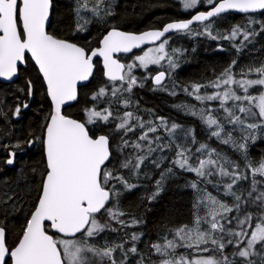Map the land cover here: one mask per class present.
<instances>
[{
	"label": "snow or ice",
	"instance_id": "obj_1",
	"mask_svg": "<svg viewBox=\"0 0 264 264\" xmlns=\"http://www.w3.org/2000/svg\"><path fill=\"white\" fill-rule=\"evenodd\" d=\"M202 2L208 6L207 10L196 11L189 19L169 22L159 29L132 33L112 25L93 47L90 43L80 44L73 38L49 32L53 0H0V78L13 80L20 67L31 60L44 82L51 107L40 136L11 144L0 143V151L5 154L0 163L4 166H15L18 152L25 145L31 148L37 142L45 164L37 198L14 241L7 223L0 221V264H126L128 253H137L135 241L140 237L136 233L129 236L133 243L127 250L124 248L126 241L99 243L105 232L118 230L112 227L113 223L127 228L135 227L140 221L121 219L125 216L117 206L121 190L130 191L136 185L111 167L115 157L110 135L90 134L88 125L118 120L114 127L125 135L135 132L137 127L141 130L131 144L122 139L123 145L135 149L136 154L126 158L120 168L130 170L133 175L139 173L154 152H163L169 147L155 134L163 128L171 137L178 125L169 126L164 117L146 122L132 111L117 116L110 103L107 107L97 104L87 108L86 119L81 120L65 114L64 106L78 100L80 87L86 86L84 82L93 76L95 58H102L104 75L111 87H99L91 97L94 102L108 96L116 98L142 86L134 75L137 68L143 69L154 85L163 87L170 73L157 71L153 75L148 69L167 64L169 69L175 70L178 66L176 55L180 50L168 48L170 37L166 34H191L194 23L208 22L203 32L196 34L217 39L210 31L212 18L233 10L246 14L264 12V0H183V7L197 9ZM113 14L110 0H78L73 35L88 32L92 19ZM255 23L257 21L249 20L247 29L237 25L223 39L239 40V50L257 34L251 28ZM261 31H264V22H261ZM145 45L153 46L144 49ZM134 49L143 50L133 63H122L118 54L131 53ZM235 66L234 60L212 81L194 83L190 91L187 87L182 89L203 106L200 109L182 107L187 108L190 115H199L210 130V137L231 144L246 161L244 169L206 143L199 144L196 148L199 155L194 159L191 148L177 145L172 161L201 180L221 177L219 183L234 203L229 205L204 191L198 204L205 208V215L195 216L191 227L176 228L172 239L164 236L162 243L151 245L161 257L159 264H234L235 260H242L244 264H264V158L253 161L248 157L249 142H255L258 130L264 133V64L234 71ZM18 91L30 98L33 81L26 80L25 87ZM121 102L125 109L131 106L127 98ZM212 102L219 105L222 117L216 114ZM29 107L25 99L8 111L19 118ZM0 117L6 118L7 112L0 110ZM234 133L239 140L234 139ZM192 142L195 143L194 135ZM150 162L160 167L157 161ZM241 180L249 181L248 189L234 191ZM191 187L197 189L198 185L193 183ZM8 199L14 200L13 197ZM228 246L236 249L233 259L225 254ZM177 248L185 249L187 254L177 255Z\"/></svg>",
	"mask_w": 264,
	"mask_h": 264
},
{
	"label": "trees",
	"instance_id": "obj_2",
	"mask_svg": "<svg viewBox=\"0 0 264 264\" xmlns=\"http://www.w3.org/2000/svg\"><path fill=\"white\" fill-rule=\"evenodd\" d=\"M77 4L78 0H54L51 25L48 30L59 37L73 38L80 44L90 43L93 47L96 46L97 39L112 25L127 32H142L162 28L168 22L188 19L190 15L183 11L180 0H110L113 15L103 19H92L88 25V32L73 35L72 26L77 19ZM201 6L199 11L208 8L203 2ZM88 15L90 16V14ZM249 20L257 21L251 25L257 34L249 41L244 42L239 50L237 48V45L240 44L239 40L223 39L237 25L247 29ZM261 22H264V13L227 14L211 21L210 31L214 36H217V39H212L204 34H196L202 33L208 22L196 25L191 34L175 33L170 36L168 48L180 50L176 55L178 65L176 69H169L167 64L148 69V73L151 74L157 71L170 73L163 87H155L152 80L145 75L144 70L137 68L134 69V75L141 81L142 86H136L130 93H123L116 98L108 96L102 101L94 102L91 97L99 87L105 85L111 87V82L104 75L102 64L98 60L95 63L96 69L92 79L87 86L80 89L78 101L65 109V114L83 120L86 119L85 110L87 108L97 104L107 107L110 103L114 115L117 116L122 115L124 111H132L146 122L155 121L156 117H164L169 126L173 123L178 125L171 137L163 128L155 134L160 136L162 143L169 147L163 152L159 150L154 152L148 160H145L136 175L131 174L128 169L120 168V164L126 158H132L136 154L135 149L123 145L122 139L128 140L131 144L136 140L141 130L137 127L135 132L125 135L114 127L118 120H111L108 124L88 125L90 134L110 135V143L115 157L111 167L119 171L130 183L136 185L130 191L121 190L117 206L125 213L121 219L126 221L135 219L140 223L135 227L127 228H120L113 223L112 227L118 230L105 232L103 239L99 240L101 245L126 241L124 248L127 250L133 243L129 236L132 233L139 235L140 238L135 241L137 253L129 252L126 264H159L161 257L152 250L151 245L157 242L162 243L164 236L172 239V233L176 228L181 225L191 227L195 216L205 215V208L198 204L204 191L229 205L234 203L233 198L225 194L222 184L218 183L221 181L218 176L201 180L194 173L182 170L172 163L176 156L177 145L191 148V155L194 159L199 155L196 153V148L201 143H206L210 148L216 149L228 161L239 163L241 170L244 169L246 163L231 144H223L220 140L210 137V130L199 118V115H190L187 108L182 107L183 105L194 106L196 109L203 107L200 102L195 101L182 89L187 87L190 91V86L194 83L203 84L212 81L234 60L236 61L234 71L264 64V31H261ZM86 36L88 37L87 41L85 40ZM141 53L138 52L130 57H120L119 59L128 64ZM28 79L33 81V95L30 98L26 96V93L18 91L25 87V81ZM173 91L176 93L175 95L171 94ZM250 91L255 92L256 89ZM123 98L131 101V106L128 109H125L121 102ZM25 99L30 104L29 109L23 110L19 118L13 117L8 110ZM212 106L216 109V114L221 117L224 115L216 102H212ZM0 110L7 112L6 118L0 117L2 143L7 141L11 144L17 140L23 141L40 136L44 118L51 111V107L45 93L44 82L31 60L24 68L20 69L16 82L10 85L0 82ZM189 130H192L191 134H189ZM193 135L195 143L192 142ZM233 136L234 139L239 140L236 133ZM4 155L0 151V162ZM248 157L253 161L264 158V133H260V130H258L255 142L248 144ZM151 160L157 161L160 167L151 163ZM44 170V156L39 142L31 148L25 145L23 150L18 152L15 166L8 167L0 163V221L7 223L13 241L32 210ZM157 181H159V185ZM193 183L198 185L197 189L191 187ZM248 187L249 181L244 180L236 185L239 192L246 191ZM8 197H13L14 200H9ZM239 214L236 213V215ZM234 252L236 249L232 246L225 249V254L230 259H233ZM181 253L187 254L185 249L177 248L176 254ZM252 259L258 260L259 258L253 257ZM234 264H244V262L235 260Z\"/></svg>",
	"mask_w": 264,
	"mask_h": 264
},
{
	"label": "water",
	"instance_id": "obj_3",
	"mask_svg": "<svg viewBox=\"0 0 264 264\" xmlns=\"http://www.w3.org/2000/svg\"><path fill=\"white\" fill-rule=\"evenodd\" d=\"M53 2H54V0H53ZM52 10H53V8H52ZM260 13H264V12H255V13H241V12H238V11H229V12H226V13H224V14H221L220 16H218V17H221V16H224V15H227V14H235V15H254V14H260ZM195 14V13H194ZM193 14V15H194ZM192 15V16H193ZM218 17H214V18H212V20L213 19H215V18H218ZM191 18V17H190ZM52 19V16L50 17V20ZM189 19V18H188ZM183 20H186V19H183ZM176 21H178V20H176ZM173 22V21H172ZM169 23V22H168ZM205 23H207V22H205ZM167 24V23H166ZM198 24H201V23H194L192 26H191V28L192 27H194V26H196V25H198ZM49 29V28H48ZM149 30H152V29H149ZM145 31H148V30H145ZM127 32V31H126ZM142 32H144V31H142ZM132 33H141V32H132ZM175 33H178V32H170V33H168V34H166L168 37H170L171 35H173V34H175ZM151 46H153V45H145L144 46V49H146L147 47H151ZM143 49H134L131 53H120V54H118V58H120V57H129V56H132V55H134L135 53H138V52H141ZM100 61L101 62V64H102V58H95L94 59V63H96V61ZM121 62L122 63H124V61H122L121 60ZM26 66V64L25 65H22L21 67H20V69L21 68H24ZM37 68V67H36ZM96 69V68H95ZM104 70V69H103ZM19 72H20V70H19ZM19 72H18V75L16 76V77H14L13 78V80H11V81H9V80H6V79H4V78H0V82L2 83V84H5V85H10V84H12V83H14V82H16L17 80H18V77H19ZM94 73H95V70H94ZM94 73H93V75H94ZM93 77V76H92ZM92 78H90V80H91ZM90 80L88 81V82H84L85 84H86V86L88 85V83L90 82ZM166 81H167V79L164 81V84L166 83ZM152 83H153V81H152ZM153 85H154V83H153ZM155 87H160V86H156V85H154ZM83 87H85V86H81L80 87V89H82ZM80 89H79V93H80ZM79 99V98H78ZM50 101V100H49ZM78 101V100H77ZM77 101H73V102H69V104H66L65 106H64V111H65V109H67L68 107H70V106H72V105H74ZM0 142H1V138H0Z\"/></svg>",
	"mask_w": 264,
	"mask_h": 264
},
{
	"label": "flooded vegetation",
	"instance_id": "obj_4",
	"mask_svg": "<svg viewBox=\"0 0 264 264\" xmlns=\"http://www.w3.org/2000/svg\"><path fill=\"white\" fill-rule=\"evenodd\" d=\"M181 2H182V0H180ZM183 3V2H182ZM183 5V4H182ZM200 8H202V6L200 5V6H198V8L197 9H191V10H186V9H184V7H183V11L185 12V13H187V14H190L189 15V17L188 18H190L194 13H196V11H199V9ZM195 27V26H194ZM194 27H192V29L194 28ZM142 52V51H141ZM155 74V73H154ZM153 74V75H154ZM0 138H1V142L0 143H2V137H1V135H0ZM8 167H13V166H8Z\"/></svg>",
	"mask_w": 264,
	"mask_h": 264
},
{
	"label": "rangeland",
	"instance_id": "obj_5",
	"mask_svg": "<svg viewBox=\"0 0 264 264\" xmlns=\"http://www.w3.org/2000/svg\"><path fill=\"white\" fill-rule=\"evenodd\" d=\"M182 2H183V0H182ZM183 4V3H182ZM134 62V60L131 62V63H133ZM151 67H161V66H151ZM150 67V68H151ZM221 177H219L218 176V179H220ZM218 183H219V181H218ZM237 189H236V187L234 188V191H236ZM225 194H227L226 192H225ZM227 195H229V194H227Z\"/></svg>",
	"mask_w": 264,
	"mask_h": 264
}]
</instances>
